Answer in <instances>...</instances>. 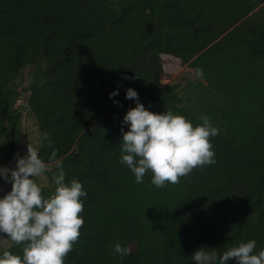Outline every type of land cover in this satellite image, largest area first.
I'll use <instances>...</instances> for the list:
<instances>
[{
  "label": "trees",
  "instance_id": "obj_1",
  "mask_svg": "<svg viewBox=\"0 0 264 264\" xmlns=\"http://www.w3.org/2000/svg\"><path fill=\"white\" fill-rule=\"evenodd\" d=\"M162 56L203 69L202 82L185 95L161 84ZM128 87L152 112L194 125L206 115L220 129L216 163L166 188L151 172L136 183L119 162L121 122L135 107ZM23 108L41 158L56 150L66 181L88 192L65 264H194L202 246L223 252L249 239L264 249V0H0V166L20 154ZM54 171L36 178L44 196ZM0 236L10 242L0 254H22Z\"/></svg>",
  "mask_w": 264,
  "mask_h": 264
},
{
  "label": "clouds",
  "instance_id": "obj_2",
  "mask_svg": "<svg viewBox=\"0 0 264 264\" xmlns=\"http://www.w3.org/2000/svg\"><path fill=\"white\" fill-rule=\"evenodd\" d=\"M195 75L202 77L203 69L197 67ZM118 95L119 88L109 93V98ZM125 98L133 100L135 107L127 110L121 122L119 162L131 171L136 183H142L145 174L151 172V184L166 188L178 184L194 169L216 163L211 138L219 135L220 129L206 115L194 125L171 110L150 111L131 87L126 89ZM113 103L120 102L113 99ZM42 139H48L46 132ZM15 159L14 169L0 166V178L11 182V190L0 196V234L21 245L22 254L4 251L0 264H65L81 235L88 192L81 181H66L63 161L57 158L56 150L45 161L38 148L28 144L26 154ZM50 166L55 168L52 174L55 190L44 196V185L36 178L44 176ZM256 248L255 239L223 252L202 246L191 254V260L194 264H228L234 258L236 264H264V249L256 251ZM114 252L123 257L129 254V249L116 243Z\"/></svg>",
  "mask_w": 264,
  "mask_h": 264
},
{
  "label": "rangeland",
  "instance_id": "obj_3",
  "mask_svg": "<svg viewBox=\"0 0 264 264\" xmlns=\"http://www.w3.org/2000/svg\"><path fill=\"white\" fill-rule=\"evenodd\" d=\"M163 65L165 68L166 76L162 79L161 84H179L180 85V94L185 95L186 91L189 90V84L196 85L198 82H202L200 78H197L193 70L187 66L180 64L178 60L170 56H162ZM204 83V82H203ZM28 78L24 81V86H27ZM18 105L24 106L22 102H19ZM31 144L34 147L38 148V131L34 123V119L26 108H23L22 111V139L19 143L20 154L23 156L27 152V146ZM16 165V160L5 165L9 169H14ZM10 175V173H9ZM7 193L6 190V181L0 178V196H3ZM10 247V242L4 237L0 236V252L6 250Z\"/></svg>",
  "mask_w": 264,
  "mask_h": 264
}]
</instances>
